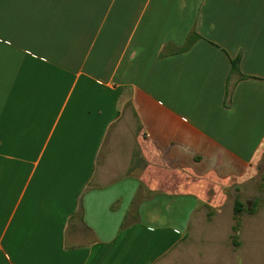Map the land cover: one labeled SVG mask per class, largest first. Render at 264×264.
I'll return each mask as SVG.
<instances>
[{"label": "crops", "instance_id": "obj_1", "mask_svg": "<svg viewBox=\"0 0 264 264\" xmlns=\"http://www.w3.org/2000/svg\"><path fill=\"white\" fill-rule=\"evenodd\" d=\"M263 157L264 0H0V264H161Z\"/></svg>", "mask_w": 264, "mask_h": 264}, {"label": "rangeland", "instance_id": "obj_2", "mask_svg": "<svg viewBox=\"0 0 264 264\" xmlns=\"http://www.w3.org/2000/svg\"><path fill=\"white\" fill-rule=\"evenodd\" d=\"M237 199L244 209L236 220ZM206 210L161 264H264V157L246 187H234L220 206Z\"/></svg>", "mask_w": 264, "mask_h": 264}, {"label": "trees", "instance_id": "obj_3", "mask_svg": "<svg viewBox=\"0 0 264 264\" xmlns=\"http://www.w3.org/2000/svg\"><path fill=\"white\" fill-rule=\"evenodd\" d=\"M199 38V35L196 32H193L186 43V45L182 48L183 50H187L191 47V45ZM238 65H239V59H235L232 61V66L234 71H238ZM244 209V203L240 200L237 199L234 204V214L236 217V220L238 219L237 217L242 213ZM236 229V227H234Z\"/></svg>", "mask_w": 264, "mask_h": 264}]
</instances>
